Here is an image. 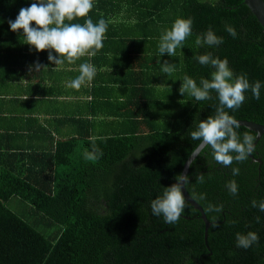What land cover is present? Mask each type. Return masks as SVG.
Returning a JSON list of instances; mask_svg holds the SVG:
<instances>
[{
  "label": "trees",
  "instance_id": "trees-1",
  "mask_svg": "<svg viewBox=\"0 0 264 264\" xmlns=\"http://www.w3.org/2000/svg\"><path fill=\"white\" fill-rule=\"evenodd\" d=\"M32 2L0 0V264H264V135L250 153L260 164L247 156L224 167L210 147L191 162L185 189L210 223L206 243L189 203L176 224L150 207L201 144L191 132L219 105L214 91L204 101L180 94L184 76L199 85L215 70L194 57L211 53L227 59L234 76L260 81L259 100L248 91L238 110L225 111L264 126V31L243 0H94L91 19L108 23L103 48L58 71L47 51L30 48L9 27ZM178 18L193 20L192 35L175 56H161L160 37ZM209 28L224 43L197 46ZM165 60L175 65L171 75L162 71ZM37 62L47 68L30 71ZM85 62L96 76L72 89ZM235 131L255 141L244 127ZM92 137L99 161L84 158ZM250 231L259 243L237 247V233Z\"/></svg>",
  "mask_w": 264,
  "mask_h": 264
},
{
  "label": "clouds",
  "instance_id": "clouds-1",
  "mask_svg": "<svg viewBox=\"0 0 264 264\" xmlns=\"http://www.w3.org/2000/svg\"><path fill=\"white\" fill-rule=\"evenodd\" d=\"M94 6V0H33L29 7H22L19 10L14 21L9 20L8 23L12 32H22L25 44L30 48H34L37 52L47 51L48 60L56 65L53 70L58 71L65 62L74 64L85 56L95 57L103 48L108 23L103 18L96 23L93 22L89 14ZM81 18L84 20L83 24L73 22ZM192 25L191 18L175 20L171 28L165 30L160 37L159 54L175 56L176 50L182 48L187 38L192 35ZM225 30L233 38L237 37V32L232 26H226ZM195 43L201 47L204 45L212 47L223 44L224 39L218 37L209 28L206 33L197 36ZM194 59L201 65L211 66L215 70L212 72L211 80L201 79L199 85L193 78L184 76L179 89L180 94L187 93L196 101H204L211 99V92L214 91L219 105L215 116L201 121L198 129L191 132V138L201 141L200 147H210L216 163L231 167L234 161L243 162L251 153L253 138L245 134L241 140L235 131L239 127L238 122L225 109L238 110L245 102V93L248 91H251L254 99L259 100L262 84L260 81L250 83L244 74L234 76L227 59L213 58L211 53L196 56ZM33 68L38 71L47 67L37 62L29 70ZM162 71L171 75L175 71V65L165 60ZM96 73L97 69L94 65L87 62L81 63L79 75L71 80L68 86L79 90L84 85H90ZM96 139V137L91 138L92 148L91 151L85 150V160L99 161L102 158L103 152L97 147ZM100 139L106 141L107 138ZM232 173L238 175L239 169L233 168ZM175 179L176 182L170 187H164L163 195L152 200L150 204L152 214L156 217L162 216L166 224L178 223L187 207L183 190L189 184V177L180 174ZM196 179L200 183L204 182L202 174ZM226 187L232 195L238 194L235 181H229ZM200 198L204 199V194H201ZM252 206L257 207L255 200ZM258 207L264 212V202L259 203ZM215 210L221 211L222 206ZM256 220L257 223L260 222L259 217ZM258 243L259 235L255 232L237 233V247L248 249Z\"/></svg>",
  "mask_w": 264,
  "mask_h": 264
},
{
  "label": "water",
  "instance_id": "water-1",
  "mask_svg": "<svg viewBox=\"0 0 264 264\" xmlns=\"http://www.w3.org/2000/svg\"><path fill=\"white\" fill-rule=\"evenodd\" d=\"M244 5L249 9L251 14L255 17L259 25L262 27L264 31V2L263 0H243ZM240 127H244L245 129L249 130L250 132L255 134V141L253 142L252 146L253 148L259 141L262 135H264V126L258 125L251 122H245V121H237ZM204 147H200V145L194 150V152L189 156L187 161L184 164L183 170L181 174L187 175L189 173V166L191 162L194 160V158L200 153V151ZM253 150V149H252ZM248 157L251 159L253 163L260 164L261 161L259 158H254L251 156V154L248 155ZM189 165V166H188ZM185 199L187 203H189L196 211L200 213V219L202 220L204 224V241L207 242V231L210 227V223L207 221V218L203 212V209L191 199V197L186 192V189L183 190Z\"/></svg>",
  "mask_w": 264,
  "mask_h": 264
},
{
  "label": "rangeland",
  "instance_id": "rangeland-1",
  "mask_svg": "<svg viewBox=\"0 0 264 264\" xmlns=\"http://www.w3.org/2000/svg\"><path fill=\"white\" fill-rule=\"evenodd\" d=\"M68 134H69V133H68ZM59 135H60L61 138H64V137H65V134H63V132H60ZM69 135H70V134H69ZM66 137H68L67 134H66ZM15 212H17V211H15Z\"/></svg>",
  "mask_w": 264,
  "mask_h": 264
},
{
  "label": "flooded vegetation",
  "instance_id": "flooded-vegetation-1",
  "mask_svg": "<svg viewBox=\"0 0 264 264\" xmlns=\"http://www.w3.org/2000/svg\"><path fill=\"white\" fill-rule=\"evenodd\" d=\"M261 161V160H260Z\"/></svg>",
  "mask_w": 264,
  "mask_h": 264
}]
</instances>
